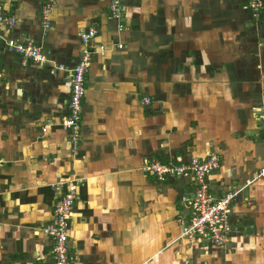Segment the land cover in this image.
I'll list each match as a JSON object with an SVG mask.
<instances>
[{
    "label": "crops",
    "instance_id": "1",
    "mask_svg": "<svg viewBox=\"0 0 264 264\" xmlns=\"http://www.w3.org/2000/svg\"><path fill=\"white\" fill-rule=\"evenodd\" d=\"M245 1L122 0L116 20L110 0H51L43 31L44 0H0L16 20L0 34L31 40L47 59L0 44V264H54L43 228L69 183L72 264H264V178L253 180L264 165V9L257 28ZM85 47L74 155L61 122ZM208 153L220 159L214 196L245 186L231 204L237 231L202 250L177 222L190 179L142 168Z\"/></svg>",
    "mask_w": 264,
    "mask_h": 264
},
{
    "label": "built area",
    "instance_id": "2",
    "mask_svg": "<svg viewBox=\"0 0 264 264\" xmlns=\"http://www.w3.org/2000/svg\"><path fill=\"white\" fill-rule=\"evenodd\" d=\"M121 2L122 0H110L109 2L110 14L116 20H120L122 16ZM247 3L252 15L260 14L264 6V0H247ZM52 5L51 0H44L42 5L40 17L43 31L50 26L49 15ZM15 23L16 20L12 15L3 12L0 2V27L10 29ZM118 28L123 29L122 25H119ZM95 34L96 29L89 28L80 33V39L82 42L88 43ZM0 44L5 46L7 50L19 54L23 61L29 59L38 63L47 61L40 48L31 40L23 41L14 37H4L0 34ZM91 54V50L85 47L77 63L70 69L68 112L61 122V127L66 132L67 140L74 155L78 152L82 104L86 91V73ZM62 67L59 65V68ZM143 102L148 104L150 100L145 97ZM257 114L258 118L264 121V104L259 110L257 109ZM219 167V156L216 153H208L203 157H191L188 160H183L181 157H175L168 161L152 159L142 168L144 171L153 174L159 181L178 176L190 179L192 189L183 193L179 198L183 211L178 215L177 222L180 237L197 242L202 250L210 245L224 246L229 235L237 231V227L233 226L230 220L231 204L245 185L230 189L220 196H214L211 193L209 177ZM257 178H264V165L257 171L253 180ZM76 196V185L69 183L64 193L54 203L53 221L43 228L44 234L51 240V254L54 264H72L68 245V227Z\"/></svg>",
    "mask_w": 264,
    "mask_h": 264
},
{
    "label": "rangeland",
    "instance_id": "3",
    "mask_svg": "<svg viewBox=\"0 0 264 264\" xmlns=\"http://www.w3.org/2000/svg\"><path fill=\"white\" fill-rule=\"evenodd\" d=\"M249 6H248V3H247V0L245 1V6H244V8H243V11H247L248 13H249V15H250V17H251V15H252V12L249 10V8H248ZM244 12V13H245ZM253 16V19L256 21L254 24L256 25V27L258 28V26H259V23H257L259 20H260V14L259 13H256V14H254V15H252ZM251 28V27H250ZM247 31V30H246ZM257 31H260L259 29L257 30Z\"/></svg>",
    "mask_w": 264,
    "mask_h": 264
},
{
    "label": "trees",
    "instance_id": "4",
    "mask_svg": "<svg viewBox=\"0 0 264 264\" xmlns=\"http://www.w3.org/2000/svg\"><path fill=\"white\" fill-rule=\"evenodd\" d=\"M263 9H264V6H263V8H262V10H261V13H262ZM261 13H260V17H261Z\"/></svg>",
    "mask_w": 264,
    "mask_h": 264
}]
</instances>
